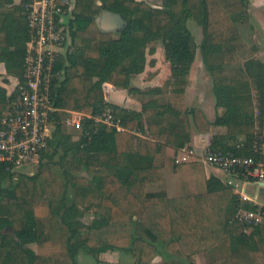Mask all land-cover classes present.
I'll list each match as a JSON object with an SVG mask.
<instances>
[{
	"label": "trees",
	"instance_id": "trees-1",
	"mask_svg": "<svg viewBox=\"0 0 264 264\" xmlns=\"http://www.w3.org/2000/svg\"><path fill=\"white\" fill-rule=\"evenodd\" d=\"M9 3L0 0V63L22 82L28 21L23 6L7 8ZM249 5L250 0H164L155 8L135 0H77L71 44L58 58L63 77L53 97L63 110L51 113L55 130L46 161L37 173L17 179L0 166V264H79L81 252L113 264L99 256L116 249L135 258L123 264H154L147 260L163 251L166 259L159 264H195V255L205 251L204 264H264V221L247 225L236 217L241 208L264 207L243 199L228 182L198 175L189 180L193 185L183 181L178 197L148 190L164 181L165 168L177 167L178 149L192 142L193 129L208 133L216 126L211 147L254 154L256 110L264 114V62L253 59L238 27L248 19ZM105 9L128 23L118 36L98 26ZM188 20L201 26L200 44ZM155 41L171 64L170 77L162 87L132 86ZM198 49L212 78L215 108L223 109L212 122L169 95H184ZM106 83L127 90L141 110L108 102ZM11 98L0 84V119ZM68 110L90 115L74 130L76 139L61 123ZM108 110L124 130L96 120ZM90 211L95 218L87 226L82 219Z\"/></svg>",
	"mask_w": 264,
	"mask_h": 264
},
{
	"label": "built area",
	"instance_id": "built-area-1",
	"mask_svg": "<svg viewBox=\"0 0 264 264\" xmlns=\"http://www.w3.org/2000/svg\"><path fill=\"white\" fill-rule=\"evenodd\" d=\"M76 3L77 0H26L23 4L29 34L24 55V80H18L9 95L12 96L9 110L0 119V166L11 174L30 170L46 160L43 156L50 147L55 130L51 113L63 110L54 106L53 97L54 87L63 77V72L57 69L58 58L71 44L70 22L75 18ZM67 112L69 116L61 123L74 130H81L83 118L90 116L75 110ZM258 112L256 110L254 154L244 156L209 145L203 155L204 165L226 172L232 177L228 183L234 187L238 185L235 181L242 183L243 187L249 184L258 187V183L264 181V136L258 132ZM96 120L124 130L111 110ZM196 155L193 148L180 147L176 164L186 163ZM239 194L243 199L254 201L243 193ZM236 217L252 225L263 221L264 211L241 208Z\"/></svg>",
	"mask_w": 264,
	"mask_h": 264
},
{
	"label": "rangeland",
	"instance_id": "rangeland-1",
	"mask_svg": "<svg viewBox=\"0 0 264 264\" xmlns=\"http://www.w3.org/2000/svg\"><path fill=\"white\" fill-rule=\"evenodd\" d=\"M157 1H160V0H146V2L150 4H155L156 6H163L160 3H157ZM161 1L163 2L164 0H161ZM187 24L195 38L196 43L200 44L203 39V33H202L201 26H199L193 20H188ZM238 27L241 29L242 35L245 38V40L254 50L253 59L256 61L264 62V0H250L248 19L244 20L243 18L242 20H240ZM114 36H118V32H114ZM151 47L154 48L153 53L150 52ZM146 54H147L148 64L146 65L144 72L138 75L141 77L143 76L145 78V81L153 79V77H155L158 74H162L163 78L168 79L170 77L171 66L170 64H168V62L165 59L164 48L161 42L160 41L153 42L150 45V47L147 48ZM194 62H195V64L193 65V76H194V81H195L194 85H195V88L199 89L198 93L197 94L190 93L185 103H184L185 97L183 95L179 97L172 95V93L169 95L171 98H177V99L179 98L180 105L184 109H190L198 105L204 107L207 110L208 115L211 117L213 121L217 114V111L215 109V98H214L213 89H212L213 82H212V78L210 74L208 73V71L206 70L204 66L202 55L199 49L197 51L196 59ZM139 76L137 78H141ZM166 80L164 81V83L166 82ZM1 83L4 84L2 82V79H1ZM131 83H132V79H131ZM134 83L141 84V82L139 81H134ZM256 97H257V93L255 95V98ZM195 108H198V107H195ZM258 119H259L258 120L259 121L258 132L262 134V136H264V114L263 116H261L260 113L258 112ZM260 122H261V126H260ZM213 128L215 129V127ZM66 129L73 134L74 139L78 138L79 132L74 131V129L72 128H66ZM38 168L39 166L30 168V170H21L14 176L16 179L17 177H19L20 174L31 176L37 173ZM169 183L173 184L172 180H170ZM10 184L11 183L9 181H5L4 186H10ZM159 188H161V186H159ZM160 190H164V189L161 188ZM235 190L238 193H243L246 196H249L255 201L254 203L258 204L259 206L264 207V191H260L261 193L260 194L256 185L251 184L250 186L247 185L246 187L235 185ZM182 193H183V190L181 192V195ZM94 218L95 216H94L93 211H90L84 215L82 220L87 226H89L94 220ZM263 221H264V218H263ZM83 230L84 232H87L88 228H84ZM33 246L36 247V245H33ZM163 252L164 253L162 252L155 253L147 261L154 263V264L161 263V261L166 259V256H164L166 255L165 251ZM99 258L102 260L101 262H108V263H113V264L132 263L135 261V258L129 252L118 250V249L103 253L99 256ZM194 260H195V264H203L207 261V258H205L203 253H198L195 255ZM78 263L79 264H99L100 262L98 261V258L89 256L85 252H81L78 256Z\"/></svg>",
	"mask_w": 264,
	"mask_h": 264
},
{
	"label": "crops",
	"instance_id": "crops-1",
	"mask_svg": "<svg viewBox=\"0 0 264 264\" xmlns=\"http://www.w3.org/2000/svg\"><path fill=\"white\" fill-rule=\"evenodd\" d=\"M25 1L26 0H12V3L7 4L6 7L14 8L16 6H23ZM168 64L170 63L168 62ZM194 64L195 62L191 65V71H190V75L188 78L189 86L187 85L188 87H186L184 95H183L185 97L184 103L187 97L190 95V93L197 94L199 90L198 88H195V85H194L195 84L194 76H193V65ZM170 74H171V71H170ZM138 76L139 75H136V77L134 76L135 78L134 77L132 78L131 85L138 87V88H142V89L146 87H155V86L162 87L165 84L164 81L167 79V78L166 79L163 78L162 74H158L155 77H153V79L147 80V81H145V78L143 76L142 77L139 76L141 78H137ZM1 79L4 84L1 83ZM134 81H139L141 82V84H136L134 83ZM17 83H18V78L12 75H8L5 64L0 63V84L7 89L8 95H10L14 91ZM104 89H105V97L108 102L118 104L128 109H133L137 111L141 110L142 108L141 103L135 98H133L127 90L118 89L108 83L105 84ZM195 107H198L199 109H201L203 113L212 122L211 117L208 115V112L204 107L199 106V105ZM216 111L217 113H220V114L223 113V109H218V110L216 109ZM213 127H215V129ZM218 129L219 128H217L216 126H212L210 132L208 133H201V132H198L196 129H193L191 133L192 142L190 144H187V146H189L190 148H193L196 151L197 155L186 163L177 164L176 168H172V167L165 168L164 169V181L161 183L150 184L148 186V190L155 191V190H160L161 188H163L167 192L169 197H178V196H181V192L183 190V184H184L183 181L184 180L185 181L195 180L194 176H198V175L205 180H207L212 175H214L220 178L225 183L229 182L232 179V177L228 175L226 172H224L223 170L219 168L213 167V166H205L203 163V155L205 153V150L211 144L212 138L214 135L217 134ZM170 180H172L173 184L169 183ZM189 182L191 185L194 184L192 181H189ZM235 182L236 184H238V186H242V183H240L239 181H235ZM250 185L251 184H249L248 186ZM159 186H161V188H159ZM257 189L259 190L258 187ZM234 190H235V187H234ZM31 247L34 250H36L35 246L32 245ZM201 253L204 254L205 258H207V261H208L207 251L201 252Z\"/></svg>",
	"mask_w": 264,
	"mask_h": 264
},
{
	"label": "water",
	"instance_id": "water-1",
	"mask_svg": "<svg viewBox=\"0 0 264 264\" xmlns=\"http://www.w3.org/2000/svg\"><path fill=\"white\" fill-rule=\"evenodd\" d=\"M137 2H146V0H135ZM98 26L103 32H114L124 30L128 23L125 18L116 12L103 10L97 19ZM259 193L264 191V181L258 183ZM261 194V193H260Z\"/></svg>",
	"mask_w": 264,
	"mask_h": 264
},
{
	"label": "flooded vegetation",
	"instance_id": "flooded-vegetation-1",
	"mask_svg": "<svg viewBox=\"0 0 264 264\" xmlns=\"http://www.w3.org/2000/svg\"><path fill=\"white\" fill-rule=\"evenodd\" d=\"M148 3V2H147ZM157 3H160L161 5H163L164 6V1L162 2L161 0L160 1H157ZM148 4H150V3H148ZM152 7H155V8H161V7H163V6H156L155 4H150ZM114 32H119V31H114Z\"/></svg>",
	"mask_w": 264,
	"mask_h": 264
}]
</instances>
